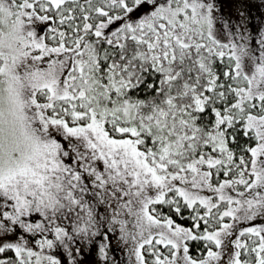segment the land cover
I'll return each mask as SVG.
<instances>
[{"label":"snow or ice","instance_id":"snow-or-ice-1","mask_svg":"<svg viewBox=\"0 0 264 264\" xmlns=\"http://www.w3.org/2000/svg\"><path fill=\"white\" fill-rule=\"evenodd\" d=\"M220 12L0 0V264H264V42Z\"/></svg>","mask_w":264,"mask_h":264},{"label":"rangeland","instance_id":"rangeland-1","mask_svg":"<svg viewBox=\"0 0 264 264\" xmlns=\"http://www.w3.org/2000/svg\"><path fill=\"white\" fill-rule=\"evenodd\" d=\"M218 7L224 21L232 25L246 23L254 38L253 46L259 50V40L264 38V0H218ZM114 255L118 261L124 260V254L119 249Z\"/></svg>","mask_w":264,"mask_h":264},{"label":"clouds","instance_id":"clouds-1","mask_svg":"<svg viewBox=\"0 0 264 264\" xmlns=\"http://www.w3.org/2000/svg\"><path fill=\"white\" fill-rule=\"evenodd\" d=\"M6 31H7V29H6ZM11 39H12V36H11V35L5 37L6 42H7V41H10Z\"/></svg>","mask_w":264,"mask_h":264},{"label":"trees","instance_id":"trees-1","mask_svg":"<svg viewBox=\"0 0 264 264\" xmlns=\"http://www.w3.org/2000/svg\"><path fill=\"white\" fill-rule=\"evenodd\" d=\"M262 42H264V41H262L261 39L259 40V46H260V44H262Z\"/></svg>","mask_w":264,"mask_h":264}]
</instances>
